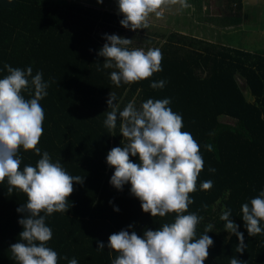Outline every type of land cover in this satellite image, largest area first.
Returning <instances> with one entry per match:
<instances>
[{"label": "trees", "instance_id": "trees-1", "mask_svg": "<svg viewBox=\"0 0 264 264\" xmlns=\"http://www.w3.org/2000/svg\"><path fill=\"white\" fill-rule=\"evenodd\" d=\"M119 15L109 9L70 0H0V79L8 75L4 65L40 72L48 83L40 101L44 109L40 155L20 150V169L36 166L44 152L59 162L69 175L83 178L74 183L66 213L54 212L45 222L52 229L47 246L58 254V264L75 258L78 264H113L119 255L108 249L113 233L127 230L143 236L172 223L175 214L152 217L131 192L110 184L114 168L106 157L113 147L127 140L105 126L109 93L116 95L119 110L135 101L137 108L148 99H170L168 105L183 118V129L192 134L204 160L191 193L188 213L203 217L196 238L212 225L214 241L204 264H230L236 257L243 264H264V232L249 236L242 219V205L264 191V53L223 45L172 31L158 48L163 53V71L138 83L116 86L110 79L114 69H103L98 55L105 34L122 31ZM123 27V26H122ZM130 49L137 48L132 44ZM98 65L101 70H98ZM31 79V78H29ZM165 81L163 88L153 82ZM34 90L23 93L31 99ZM235 120V125L223 119ZM212 145L208 151L205 145ZM134 163L139 158L130 157ZM214 168L216 171L210 172ZM211 180L213 186L200 185ZM0 183V264H18L10 246L19 240L26 194L8 192ZM206 206V207H205ZM118 208L119 211L114 209ZM230 209V219L244 235L245 251H236L239 240L225 230L220 219ZM43 215V213H42ZM129 225H132L130 228ZM264 229V221L260 222ZM98 241L105 245L97 250ZM67 257V259H65Z\"/></svg>", "mask_w": 264, "mask_h": 264}, {"label": "clouds", "instance_id": "clouds-1", "mask_svg": "<svg viewBox=\"0 0 264 264\" xmlns=\"http://www.w3.org/2000/svg\"><path fill=\"white\" fill-rule=\"evenodd\" d=\"M97 2L103 3V0ZM175 6L181 11L192 7L188 0H118L119 12L123 15L120 24L132 31L147 29L153 16L162 18ZM104 39L106 43L98 55L104 58L103 69H114L110 79L116 86L122 82L138 83L163 71V53L159 48L130 49L132 39L116 34H105ZM4 68L8 75L0 79V183L6 180L9 193L16 189L27 196L26 204L17 208V212L24 214L18 221L23 231L10 251L18 264H58L57 252L47 246L53 233L45 219L54 212L68 211L73 185L83 183V178L69 175L59 162H52L47 152L35 167L26 165L20 169L21 149L40 155L38 144L45 119L40 101L47 95L49 85L42 79V73L33 76L31 67L22 70L6 64ZM98 70H101L99 65ZM165 83L161 80L150 86L163 88ZM31 90H34L32 98L26 99L23 93ZM116 99L115 93L110 92L107 104L111 111H107L104 124L114 132L119 118L120 133L127 144L113 147L107 154L106 162L114 168L110 184L123 190L130 183V192L139 199L145 213L152 217L174 213L175 219L158 230H145L143 236L127 230L111 234L107 248L119 254L113 264H204L214 243L208 235L213 226H206L204 234L196 238L197 226L203 217L185 214L194 202L190 194L197 190L204 167L199 144L190 132L182 131L183 118L168 106L170 99H148L140 108L133 100L122 111L114 103ZM205 148L213 150L210 144ZM137 156L139 163H134L130 157ZM212 186L211 180L200 185L204 190ZM241 211L249 236L264 232L260 226L264 221V191L251 199L250 205L243 204ZM230 217L228 209L220 219L225 222V230L237 236L236 251L242 254L246 248L244 235ZM104 249V243L98 241L97 250ZM68 264L78 262L73 258ZM230 264L243 262L233 257Z\"/></svg>", "mask_w": 264, "mask_h": 264}, {"label": "crops", "instance_id": "crops-1", "mask_svg": "<svg viewBox=\"0 0 264 264\" xmlns=\"http://www.w3.org/2000/svg\"><path fill=\"white\" fill-rule=\"evenodd\" d=\"M188 3L192 7L180 16L183 21L186 19V23H182L179 17L177 24L180 23L181 28L176 26L175 31L251 51L241 42L264 39V0H188ZM193 23L198 27L192 30L190 25ZM240 31L244 32L242 38L235 36ZM236 39L240 43L231 42ZM261 51L264 53V49Z\"/></svg>", "mask_w": 264, "mask_h": 264}, {"label": "rangeland", "instance_id": "rangeland-1", "mask_svg": "<svg viewBox=\"0 0 264 264\" xmlns=\"http://www.w3.org/2000/svg\"><path fill=\"white\" fill-rule=\"evenodd\" d=\"M70 1L83 2L87 5L109 9L119 15H122L119 12L118 0H103V3H98L97 0H70ZM184 10H187V9H184ZM184 10L181 11L178 6H175L167 10L165 12V15L162 18H156L155 16H153L150 20V27L147 29H138L136 31H132L131 29H126L121 26L120 28L122 29V31L120 32L114 31L111 34H116L124 38L132 39V45L134 47L142 48L145 51H147L150 48H158L161 44H163L166 41L167 35H169L172 31L177 30L176 26L178 28L179 27L181 28V26L179 25L180 23L177 24V20L183 14ZM180 18H181L182 23H186V19L185 21H183L182 17ZM195 26L198 27V25H195L194 23L190 25L192 30ZM242 33L244 32L242 31L237 32L235 36L242 38ZM254 35L257 36L256 34ZM241 38L238 40H241ZM251 38L253 39L254 37H251ZM231 42H235V44L240 43L237 41V39L236 41L232 40ZM241 44H246L253 51L264 49V45H263L264 39L258 40L257 38H254L253 42H249V41L241 42ZM223 122L235 125V120L231 118L225 117L223 119Z\"/></svg>", "mask_w": 264, "mask_h": 264}]
</instances>
